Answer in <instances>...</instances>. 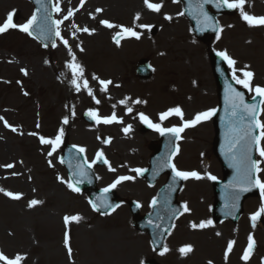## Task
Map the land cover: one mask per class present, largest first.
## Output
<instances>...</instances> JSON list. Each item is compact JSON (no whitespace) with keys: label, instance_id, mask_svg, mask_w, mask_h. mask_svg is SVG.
Masks as SVG:
<instances>
[{"label":"rangeland","instance_id":"1","mask_svg":"<svg viewBox=\"0 0 264 264\" xmlns=\"http://www.w3.org/2000/svg\"><path fill=\"white\" fill-rule=\"evenodd\" d=\"M65 1L69 3H59L61 8L59 14L54 11L55 20L62 19L64 15H67V8L74 5L75 1L81 0ZM57 2L59 1L54 0V6ZM88 2L85 0L86 4ZM150 2L155 3L153 0ZM103 3V1H99V4ZM100 7L106 8L104 14L102 11L97 13L96 10L91 15L99 19L102 16L103 18L112 17L111 23L113 24L127 22V7H123V10L117 14L112 11L113 4L110 10V5L97 6V9H101ZM72 8L74 15L64 21L61 26L63 30L60 29V32L63 33L61 36L68 41L77 61V56L73 52L75 45L79 47L83 44L88 51H91L89 48L92 44L106 39L107 36L103 37L105 32L113 35L116 33L113 29L103 26L87 27L92 20L89 21L85 9L76 8L79 9L76 11L75 6ZM165 11L166 8L162 6L159 14ZM244 11L256 17L264 16V0H246ZM9 13H13V22L16 25H23L30 19L32 7L25 0H0V25L6 21ZM156 17L158 18V15H155L153 22H156ZM236 19L224 22V24H233L234 29L225 28L221 37L219 36L217 39L216 45L215 42L204 45L208 46L209 51L226 52L236 61L235 67L238 70L245 69L247 65L246 70L254 73L253 85L264 86V27H248L240 14ZM159 21L161 24L164 22L162 18ZM73 24L81 29L84 27L90 30L94 29L93 34L98 35L88 39L87 37L90 35L82 31L76 32L72 27ZM92 24L97 26L96 23ZM163 25L164 28H160L157 34L160 38L158 48L166 53L176 52V55H167V57L179 59L184 68L188 67L189 62L192 65L201 61L204 72L206 64L203 60L206 58L201 54V46L194 45L195 41L191 37L182 35L183 29L186 31V24L181 21L177 24L166 23ZM106 40L103 41L104 45ZM83 41L85 44L82 43ZM123 41L124 39L121 40V42ZM152 45L153 41L149 42L144 38L139 45L128 47V49L131 52L139 48L132 52L133 57H146L154 55ZM62 51L64 52L62 62L67 61L68 63L71 57L68 49L59 39H57L56 47L48 50L37 44L26 33L19 31V28L9 29L0 34V117H3V120H0V188L14 194H21V199L13 200L0 192V252L9 258H14L16 255L23 256L21 264H141L142 261L148 259H155L160 264H210V262L211 264H237L238 259L243 261V264H263V252L257 248L259 246L264 248V216L256 221L255 227L250 220V217L260 207V194L258 197L250 199L253 201L251 204L245 205L244 203V216L242 215L243 217L236 225L230 223L215 225L217 227H214L213 234L216 232L222 234L217 240L212 237L213 234L210 232L212 226L204 229L191 227L193 223L198 225L202 221H208V218L210 220L209 209L212 204V195L208 186L211 180L207 179V176H220L219 168L215 163L216 159L212 153L214 133L211 119L209 122H202L203 126L199 124L197 127H193L186 134L187 141L183 144V149H186V154L189 153L190 158L185 160L182 157L178 162L181 168L189 172L195 171L202 178L200 180L190 178L187 182L186 188H189V192L186 190L188 194L186 193L187 196L185 194L184 200H186L185 205L189 211L184 212L183 220L176 224L166 241L165 246L169 251L165 255H160L159 259L156 258V253H152V250L146 245L144 237L130 227V221L126 218L128 212L124 208L115 211L108 219L93 216L86 200L67 187V178L64 177L62 168L58 164V151L54 152L52 156H48V152L51 150L50 145L40 143V137L54 139L60 128L64 126V118H74L76 111L87 110V106L90 104H86L83 100L92 98L83 89L77 93L73 86L67 88L66 85H63L64 87H62L52 81L54 75L51 65L53 63L49 62H55L56 53L62 54ZM113 51L108 47H103L101 54H104L109 63L114 60H118L117 64L124 63L121 60V52ZM96 53L89 52L88 59H86L91 65H95L96 57L94 55ZM125 54L127 55V52ZM196 57L199 58V61L196 60ZM96 68L99 70L96 72L99 75L95 76L99 79L111 77L112 73H122L121 70L114 72L116 68L108 69L106 72L105 66H96ZM21 69H25L28 74L25 76ZM54 70L57 72L56 69ZM229 70L231 75V69ZM57 75L61 80L71 82L72 73L67 68H63ZM240 75L241 72L237 71V76ZM167 76L162 75L160 79L165 80L164 77ZM92 77L85 78L88 81H96ZM96 83L100 88L97 81ZM129 84L125 81L121 91L132 90L134 93V88H130ZM201 86L205 87L203 91L208 89L209 95L204 97L194 94L197 97L196 103L191 109L194 114L203 110L209 111L207 109L216 104L214 82L211 84L208 77V81H204ZM94 88L99 90L97 86ZM94 88L91 90L100 101L110 94V87L105 93H95ZM249 93L251 95V92ZM160 96L162 99L158 103L153 99L150 100L151 110H161L163 104L167 106L175 102L173 96L167 94H160ZM65 101L68 104H63ZM77 102L79 103L77 104ZM104 105V103L101 104V106ZM261 119L264 122V112H262ZM4 121L15 127L16 131L13 132L10 128H6ZM94 128L92 134H88V136H94L90 139L93 142L92 145L101 146L103 143L101 139L98 140L96 135L98 127ZM111 129L116 131L113 126ZM74 131H77V128ZM30 133L32 134L30 135ZM104 133L112 134V130ZM70 134L71 130H69L68 137ZM78 142L83 141L78 139ZM114 144L121 145L118 140ZM259 159L261 158L258 155ZM121 163L120 160L109 162L114 171L103 169L101 170L102 174L109 179L122 176L124 168ZM8 164H12L14 167L5 168L4 166ZM261 167L264 168V163L261 164ZM14 173L16 175H13ZM261 178L264 179V172L261 173ZM126 196L141 200L139 194ZM33 199L41 203L29 208L28 203ZM65 216H79L81 219L79 222H71L66 227ZM66 232L69 235L71 257L64 244ZM249 235L253 237L256 247L252 258L245 262L241 259L240 252L242 246L248 244ZM229 241L235 243L225 260L220 256V251L223 245L228 244ZM118 245H124L127 251V254L123 255L124 259H121V254H110L106 249L108 246L116 248ZM188 245L193 250L182 257L179 249Z\"/></svg>","mask_w":264,"mask_h":264},{"label":"snow or ice","instance_id":"2","mask_svg":"<svg viewBox=\"0 0 264 264\" xmlns=\"http://www.w3.org/2000/svg\"><path fill=\"white\" fill-rule=\"evenodd\" d=\"M85 0H81V7L83 6ZM173 2H176V0H173ZM210 0H196V3L192 7V11L197 16V23L200 24L204 29L211 28L213 31L216 32L217 39H219L220 32L223 31L222 28L219 27L218 24H214L211 20V18L204 12V4L209 3ZM246 4V0H216V6L217 7H225L228 9H238L240 10L241 18L244 20V22L248 25V27L251 28H257V27H264V16L256 17L253 15L248 14L244 11ZM145 7L154 13H159L162 8V4L160 3H153L150 2V0H144ZM53 11H55L57 14L61 12V8L59 6V2L54 6ZM76 11H79V9H76ZM102 11L101 9H97V13ZM184 13H180V15H183ZM74 15L73 10L69 9L67 12V15H64L62 19L59 20H52L51 14H48L46 17L42 19L41 23L38 22V17L34 13L31 18L23 25H16L13 22V13H9L7 15L6 21L0 25V34H3L7 32L9 29L13 28H19V31L26 33L29 36H33V27L36 26L39 29V38H45L47 35L50 34V29L47 27V22L51 21L53 25H55V36L57 39H59L65 46V48L68 49L69 56L71 57L70 61L66 63L65 67L72 73V79L71 84L74 87L75 91L79 93L82 89L87 91L88 95L92 97L94 103L97 105L100 104V100L95 97L92 90L89 88V82L84 76V68L82 65H80L76 61V57L72 54V50L69 46V43L66 39H64L61 36V32L59 31L60 25L64 23V21L69 20L70 17ZM95 17H93L94 19ZM166 20H171L172 18L170 16L164 17ZM135 21L140 20V14L138 13L134 17ZM100 25L107 28V29H113L116 27H119L120 31L113 37V41L117 46H120V42L122 39L125 38H135L139 40L140 33L134 30V27H125L123 25H115L107 20H101ZM72 27L75 29L76 32H84L89 35L94 33V29L90 30L87 27L79 28L75 24L72 25ZM140 28H147L148 30H151V26L149 25H139ZM33 38H37L33 36ZM52 47L55 48L56 44L53 43ZM83 51V49H81ZM217 56L221 58V60L225 61L227 63V66L229 69H231V75L232 80L235 81L236 84L240 85L242 88L248 90L249 92L254 93V96L252 97L253 100H255L257 97H260L259 104L252 103L248 104L245 103L244 96L242 93L236 91L231 86L227 87V97H226V103L230 107V127L229 131L227 133L228 136V143H227V149H228V155L230 160L232 161V166L236 169V178L231 185V187L234 189L233 192V198L235 200H239V194L243 192H249L253 189H257L260 194L261 204L259 209L250 217V220L252 221L253 227L256 225V221L264 216V179L261 178V173L264 172V168L261 167V164L264 163V145H262V141H264V122H262L258 117L261 114V112H264V109H262L260 106L264 105V86L260 85H253L252 81L254 79V73L246 70L248 66H245V69L238 70L235 67L236 61L232 59L226 52H217ZM47 63V61H46ZM22 73L26 76L28 73L25 69H21ZM237 71L241 72L240 76H237ZM93 80H96L98 84L100 85V92L105 93L108 91V87L110 84H112V81L110 80H102L93 75ZM27 95V93H25ZM130 98H126L125 100L120 101L119 103L121 105H124L127 108L126 114L131 113L132 109L130 107H127V100ZM136 104L142 103L140 100L135 101ZM115 107V105H113ZM216 114L215 109H211L206 112H201L195 115V117L191 120H184V113L180 107L171 108L166 112H163L160 114L159 119L161 123H153L146 115L143 113L139 114V118L142 123L147 124L148 127H150L152 130L158 132L161 136H172L175 137L177 140L181 138V133L185 131L187 128L195 127L199 123H202L204 121H207L211 119L212 116ZM87 116H89L92 120L95 121L97 125L104 124V125H110L113 123H122V120L117 117L115 112L112 113L110 116H100L98 110H89L86 113ZM170 116H176L181 120L180 126H173V127H162L161 124L164 120L168 119ZM0 120H3V117H0ZM64 124L68 123V118L65 117L63 120ZM4 126L6 128H10L11 131L15 132L16 128L10 126L7 121H4ZM125 134L129 132V127H126L123 129ZM32 133H30L31 135ZM64 136V131L61 128L56 135L54 139H46L44 137H40V143L42 145H50L51 150L48 152V156H52L54 152L60 147L62 140ZM109 141H105V143H108ZM75 147V146H74ZM253 149H255V152L259 155L261 159L257 160L253 158ZM86 150L82 147H76V153L83 155ZM179 153V149L176 148L175 151L171 153V155L168 157V161L166 164V167L171 168L172 173L175 178H178L180 180H188V179H195L200 180L202 177L199 173L192 171H180L176 168V165L172 162L173 157H175ZM97 161H102L105 165L108 166L109 171H114V169L109 164V161L105 158L104 153L102 151H98L96 153V157L91 162H88L87 160H84V162L80 165H78L77 172L79 176H84L86 173L84 172V165H87V167L90 169L94 164L97 163ZM61 163L64 161L61 160ZM51 166V162H50ZM5 168L11 169L14 167L12 164H8L4 166ZM131 171L135 172L137 176L143 175L144 169H131ZM13 175H16L15 173ZM59 179V178H58ZM134 177L131 176H119L117 177L111 185L103 189V193L107 194L112 189H115L120 183L124 181H130L133 180ZM207 179L215 181L216 177L212 175H208ZM62 183H64L63 180H61ZM81 181L79 179L73 180L70 178L69 181H67V187L73 191L78 192L79 189L76 187L77 184H79ZM0 192L3 193V195L13 199V200H19L21 199V194H14L9 191H5L4 189L0 188ZM41 203L38 200H31L28 203V207L32 208L36 205ZM91 207L93 211H99L101 208L105 209H111V211H115L119 205H111L107 202V199L105 196H102L98 198L97 203L90 202ZM157 204V200L154 198L151 201L150 207H155ZM138 208L141 206L139 204L136 205ZM234 207V205H233ZM184 212H188L189 209L187 208V205H183ZM171 211L172 216H176L177 213L175 211ZM105 215L110 214L109 212H105ZM81 217L79 216H65L64 217V223L67 227L71 222H79ZM209 226H212V221H202L200 224L193 223L191 227L193 229L200 228L204 229ZM159 227V225H157ZM219 235V233H217ZM234 241H229L227 245V249L225 251V260H227L229 253L232 251L234 246ZM64 244L65 247L68 249L69 256L71 257V248L69 246V235L66 232L65 238H64ZM255 247V241L251 235L248 237V244L245 248L243 255L241 257L242 260L245 262L248 261V259L251 256V253ZM192 247L190 245L183 246L179 249V252L181 256H186L192 251ZM153 251H156V248H153ZM169 249L165 246L161 251L158 252V255H165ZM24 259L21 255H16L14 258H9L6 255H4L2 252H0V264H21V261ZM141 264H144L142 261ZM211 264V262H210Z\"/></svg>","mask_w":264,"mask_h":264},{"label":"bare ground","instance_id":"3","mask_svg":"<svg viewBox=\"0 0 264 264\" xmlns=\"http://www.w3.org/2000/svg\"><path fill=\"white\" fill-rule=\"evenodd\" d=\"M102 47V44H99V45H97L96 46V48L97 49H100ZM57 61V64H58V67H57V71L59 70V68H60V64H61V62H62V57L61 56H59L58 57V59L56 60ZM206 72H208V66L206 67ZM71 198V197H70ZM251 201V200H250ZM217 233H219V235H217ZM222 234L220 233V232H216V233H214L213 235H212V237L214 238V239H216L217 240V238L219 237V236H221ZM213 241V240H212ZM202 242V241H201ZM213 242H215V241H213ZM106 249L110 252V254H121V259H124V257H123V255L125 256L126 254H127V251H126V249H125V247H124V245H118L116 248L114 247H111V246H108V247H106Z\"/></svg>","mask_w":264,"mask_h":264},{"label":"water","instance_id":"4","mask_svg":"<svg viewBox=\"0 0 264 264\" xmlns=\"http://www.w3.org/2000/svg\"><path fill=\"white\" fill-rule=\"evenodd\" d=\"M216 142H217V140H216ZM216 145H217V143H216ZM217 153L220 155V148H219V146H218V148H217ZM221 156V155H220ZM215 192L217 193V189L215 190Z\"/></svg>","mask_w":264,"mask_h":264}]
</instances>
